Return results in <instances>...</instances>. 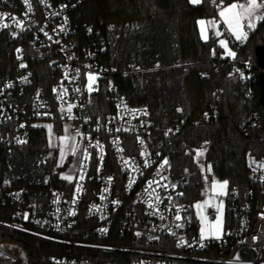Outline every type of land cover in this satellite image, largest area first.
I'll return each mask as SVG.
<instances>
[{"label":"built area","instance_id":"2783aa9c","mask_svg":"<svg viewBox=\"0 0 264 264\" xmlns=\"http://www.w3.org/2000/svg\"><path fill=\"white\" fill-rule=\"evenodd\" d=\"M209 1L218 10L226 0L222 4L217 0L219 7ZM81 2L28 0L32 6L28 11L24 0H0V25H9L0 27V166L6 151L27 144L34 129H44L49 136L64 135L67 129L80 144L79 160L71 175L73 180L63 179L65 183L60 187L34 191L15 185L0 171V228L59 245L61 253L49 256V264H264V218H261L264 181L260 179L264 168H257L264 164V154L246 151L249 182L244 186L228 184L227 194L223 196L222 238L201 241L193 203L184 194L178 195L182 191L169 175V163L160 170L167 157L155 144L158 133L167 137L180 133L183 121L174 115L156 121L147 102H133L121 90L120 83L113 80L119 74L117 67L106 61L108 47L100 29L93 23L80 25L75 20ZM5 16L23 22L24 30ZM229 37L236 57L216 53L208 61L212 68L205 70L203 76L209 77L224 64H233L229 75L239 80L245 95L252 97L255 73L260 75L263 69L250 55L239 57L246 41ZM21 63L26 67L21 68ZM89 72L99 77L95 85L99 90L91 94L86 87ZM9 84L12 86L8 87ZM101 91L107 93L110 107L101 115H93L89 105ZM221 91L220 86L216 88L210 108L193 119V124L200 125L217 115ZM61 93L62 98H58ZM121 98L126 109L117 107ZM70 104L74 107L69 114ZM145 109L147 115L143 114ZM260 120L261 113L251 110L237 123V128L248 135ZM57 124L60 131H56ZM46 125H52L51 133ZM118 128L120 131H116ZM169 129L172 131L168 132ZM137 137L144 141L143 145ZM18 139L26 143H18ZM55 142L52 144L56 146ZM98 143L103 145L102 149L96 146ZM145 161L150 162L147 167ZM58 165H63L60 157ZM254 168H257L255 172ZM65 174L68 172L60 177ZM130 177L135 178L131 187ZM149 181L153 182L151 187ZM208 182L209 179L206 186ZM77 184L82 185L78 195ZM105 187L109 189L106 193ZM102 194L106 199H100ZM57 196L59 202L54 203ZM149 203L154 207L149 208ZM93 205H98L100 210L92 209ZM70 211L76 214L70 215ZM177 212L184 219L177 221ZM25 213L27 220L23 218ZM206 213L213 218L217 210L208 207ZM177 223L184 226L176 228ZM137 232L141 235L137 236ZM180 237L187 243L180 245ZM201 243L205 246L201 247ZM0 264H31L24 244L14 238H1Z\"/></svg>","mask_w":264,"mask_h":264},{"label":"trees","instance_id":"16d2710c","mask_svg":"<svg viewBox=\"0 0 264 264\" xmlns=\"http://www.w3.org/2000/svg\"><path fill=\"white\" fill-rule=\"evenodd\" d=\"M216 12L209 0L199 5L189 0H82L75 12L78 24L93 23L107 42L106 61L115 65L119 74L113 77L133 102L145 101L153 118L177 116L183 129L173 136L158 133L155 144L166 155L169 175L190 202L200 199L208 181L207 170L228 184L244 186L245 153L252 150L264 154V108L261 103L260 75L255 73L254 96L240 90L239 80L229 75L233 64H224L209 77L208 62L223 49L218 37L210 32L202 39L200 18H211ZM264 43V21L249 32L239 52L240 58L250 55L257 62L255 49ZM156 65H159L157 68ZM106 82V81H105ZM222 88L217 115L200 125L192 123L210 108L214 92ZM106 92L95 94L89 105L93 115L107 111L110 103ZM180 109V111H177ZM251 110L261 113V120L250 134L239 132L237 123ZM60 131V124L56 125ZM206 147L205 168L196 160L198 150ZM59 150L50 143L44 129H34L27 144L6 151L0 171L17 186L38 191L60 187ZM1 238H14L24 244L31 264H49V256L62 248L51 242L24 236L0 228Z\"/></svg>","mask_w":264,"mask_h":264},{"label":"snow or ice","instance_id":"6c2138e0","mask_svg":"<svg viewBox=\"0 0 264 264\" xmlns=\"http://www.w3.org/2000/svg\"><path fill=\"white\" fill-rule=\"evenodd\" d=\"M24 2L26 4H28V11H31L32 10V6H31L30 3H28V0H24ZM189 3H191L193 5H199V4L202 3V0H189ZM212 3L214 5H217L218 7L220 6L219 4H217V0H212ZM222 3H223V0H221V4ZM219 16L223 19V22L226 25V30L235 38V40L239 41V42H245V41H247V39L249 37V31H246L245 28H247L248 30H254L257 27V23L256 22L264 21V0H244V2H239V3L238 2H233L230 5H228L227 7H222L220 12H219ZM4 18L5 19H9L10 18L13 21V23H15L16 26L21 29V31L24 30L23 22L17 20V18H15V17H7V16H5ZM198 23L200 25V32H201L202 39L207 40L208 39V34H207L208 33V27L211 26V27L214 28L215 27V23H216L215 20L205 21V20L201 19V20L198 21ZM0 27L8 28L9 25L7 23H4V24L0 25ZM61 30H63V29H61ZM89 31H91V30H89ZM12 35L15 36V35H17V33H12ZM215 35L217 37H219L222 34L219 31H217V32H215ZM49 39H51V37H49ZM57 43H58V41H57ZM219 44L225 50V55L226 56L231 57L233 59L236 57V53L233 52L229 48L228 41L226 39H220L219 40ZM20 51H21L20 49H17V52H20ZM213 55H215V50H213ZM69 59H71V57H69ZM20 67L24 68V67H26V65L21 63ZM156 67L158 68L159 65H156ZM113 71H115V69H113ZM237 71H239V70H237ZM76 72H77V75H79V69H77ZM98 78L99 77L96 74H93L91 72L87 73V81H88V83H87L86 87H87V91L89 92V94L99 90L98 87L95 86ZM24 79L27 80V77H25ZM11 86H12L11 84L8 85V87H11ZM66 91L67 90L65 89V92ZM75 91H80V89H75ZM62 95H63V93H61V95L58 96V98H62ZM73 107H74V105H71V104L68 105L67 111L69 112V114L71 113ZM117 107L118 108L123 107L125 109L127 108V105L125 104V102H124V100L122 98L120 100V104L117 105ZM61 110L63 111V109H61ZM130 111L136 112L138 110H130ZM177 111H180V109H177ZM143 114L144 115L148 114L146 109L143 110ZM207 115L208 114L205 113L206 117H207ZM113 119H115V118H113ZM21 127H23V125H21ZM46 127L48 128L49 132L51 133L52 125H46ZM125 130L127 131L128 129H125ZM116 131H120V129L118 128V129H116ZM171 131H172L171 129L168 130V132H171ZM168 132H166L165 135H168ZM77 135H80V133L78 132ZM60 139L63 141V140H67L68 137H60ZM137 139L140 141L141 145L144 144V141L142 139H140L139 137H137ZM18 143H26V141L18 139ZM114 143H117V142L114 141ZM53 146H55V145H53ZM96 146L101 148V149L103 148V145H100L99 143ZM120 150L122 151V149H120ZM205 150L197 151V153H196L197 157L203 156ZM72 151H73V154H75L76 147H73ZM145 152H146V150H145ZM60 153H61L60 164H62L63 160H64V156H65L64 148L60 149ZM143 154H145V153H142V155ZM157 155H159V153H157ZM85 158H87V157H85ZM100 159L103 160V156L102 155H101ZM124 163L127 164L128 161H124ZM149 163H150L149 161H145V167H147ZM168 163H169L168 159L165 158L162 161V163L160 164V166H159L160 170H163L164 167L168 165ZM252 163H255V161L253 160ZM58 166H60V165H58ZM257 168H264V164L258 165ZM257 168H254L253 171L255 172L257 170ZM208 171H211V166H209ZM61 178L64 179V180H67L69 182H71L73 180V177L71 175H67V174L63 175ZM80 179L83 180L84 176L81 175ZM111 179H112L111 177L108 178L109 182L111 181ZM162 179H166V177H162ZM260 179L262 181H264V176H261ZM5 183H8V181L6 180ZM134 183H135V178L134 177H130L129 178V187H131V185L134 184ZM152 183H153L152 181L148 182L149 187H151ZM165 187H166V185H165ZM172 187L175 188L176 185H172ZM211 187H212V189L214 191L219 190V193H218L219 195H226L227 194L226 190H227V187H228V181L225 180L223 182H219V181L213 180L212 184H211ZM81 190H82V185L77 184V186H76V194L78 195ZM108 190L109 189L107 187H105L103 191L106 193V192H108ZM178 195H183V193H178ZM59 199H60V197L57 196V198L54 201V203H58ZM100 199L104 200V199H106V197L102 194L100 196ZM157 200H159V197H157ZM72 203L73 204L76 203V198L75 197H74ZM112 203L113 204H118L119 201H112ZM207 203H208L207 201L203 202V204L197 203L195 205V207L197 209H202L203 206L206 205ZM222 205H223V202L221 201L220 206L217 208L218 215L216 217V223L214 225V230L209 231V232L206 233V231H205V229L203 227L200 229V240L201 241H204V240L210 239V238H214V239H217V240L222 238V230H221V224H222L221 217H222V214H223ZM148 207L149 208H153L154 206H153L152 203H149ZM92 209L97 210V211L100 210L98 205H93ZM57 212H59V209H57ZM69 214L74 216L76 213H75V211H70ZM152 214L154 215L156 213L153 212ZM23 218L25 220H27L28 219V214L25 213ZM104 218H105L104 216H101V219H104ZM201 218H202V220L205 219V217H203V216ZM261 218H264V213L261 214ZM161 219H163L162 216H161ZM175 219L177 221H181L184 218L180 216L179 212H177V214L175 216ZM36 223L39 224V223H41V221H36ZM183 226L184 225L182 223H177L176 224V228H182ZM100 231L106 232L107 229H101ZM172 234L175 235V233H172ZM136 235L139 236V235H141V233L137 232ZM149 239H152V237H149ZM186 243H187V241H185L183 237H180V245H183V244H186ZM180 245H178V246H180ZM200 246L204 247L205 245L203 243H201ZM235 259L238 260L239 257H236Z\"/></svg>","mask_w":264,"mask_h":264},{"label":"rangeland","instance_id":"374dc122","mask_svg":"<svg viewBox=\"0 0 264 264\" xmlns=\"http://www.w3.org/2000/svg\"><path fill=\"white\" fill-rule=\"evenodd\" d=\"M233 2L239 3V2H244V0H226L224 2V4L218 10H216L215 14L211 18H200L199 19V20L203 19L205 21L215 20V22H216L215 27L214 28L211 26L208 27V33H207L208 38L210 36V32H212L214 34V36H216L215 32L219 31L222 35L218 37V44H219L220 39H226L228 41V46L231 50L233 49L232 44H231L232 39H230V37H229V35H231V34L226 30V25L224 24L223 19L219 16V12H220L222 7H227L228 5H230ZM259 22H256L257 25ZM199 29H200V25H199ZM245 30L249 31V32L252 31V30H248L247 28H245ZM200 34H201V32H200ZM232 38H234V37L232 36ZM219 46H220V44H219ZM223 52L225 53L224 49H223ZM48 137H49L50 143H53L56 140L55 144L59 150V157H61L60 149L64 148L65 156H64V160H63V165L61 166V169H62L61 174H63V172H68L67 175H72V173H73L72 171H73V169H75V167L78 163V160H79V156H80L79 146H80V144L77 143L76 141H74L73 137L68 133L67 129L65 130L64 135L56 133L52 136L48 135ZM60 137H68V139L62 141L60 139ZM73 147H76L75 154H73V151H72ZM205 149H206V147H204L200 150H205ZM200 150H198V151H200ZM205 151H204L203 156L197 157V155H196V160L199 163V165L201 166V168H203V169H206L205 163H204ZM68 157H69V159H68ZM207 177L209 179V182H208L209 184L206 186L203 196L200 199L196 200L193 204V213L195 216V221L197 223V230L196 231L198 232V235H200V229L202 227L205 229L206 233L214 230V225L216 223V217H217L218 213L213 218H210L206 213V209L208 207H214L217 210V208L220 206L221 201H222L223 202V205H222L223 214L221 217V220H222L221 230H222V235H223L224 227H225V201L223 199L224 195H219L218 194L219 190L214 191L211 187V184H212L213 180L223 182L226 179H220V178L215 177L212 170L211 171L207 170ZM205 201H207L208 203L206 205H204L202 209H197L195 207V205L197 203L203 204V202H205ZM202 216L205 217V219L202 220V218H201Z\"/></svg>","mask_w":264,"mask_h":264},{"label":"water","instance_id":"95a60500","mask_svg":"<svg viewBox=\"0 0 264 264\" xmlns=\"http://www.w3.org/2000/svg\"><path fill=\"white\" fill-rule=\"evenodd\" d=\"M255 53L257 56V62L258 65L263 69L260 73V81L262 86V92H261V103L264 108V43L258 45L255 49Z\"/></svg>","mask_w":264,"mask_h":264}]
</instances>
